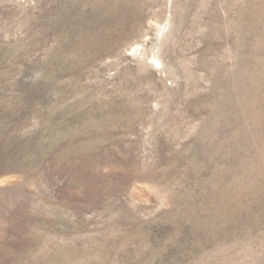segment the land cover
<instances>
[{"label":"rangeland","instance_id":"obj_1","mask_svg":"<svg viewBox=\"0 0 264 264\" xmlns=\"http://www.w3.org/2000/svg\"><path fill=\"white\" fill-rule=\"evenodd\" d=\"M0 264H264V0H0Z\"/></svg>","mask_w":264,"mask_h":264}]
</instances>
